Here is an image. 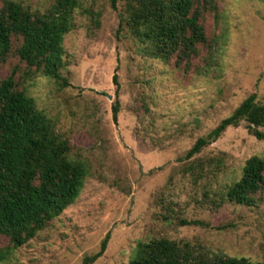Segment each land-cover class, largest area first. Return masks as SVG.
I'll use <instances>...</instances> for the list:
<instances>
[{
    "label": "rangeland",
    "instance_id": "obj_1",
    "mask_svg": "<svg viewBox=\"0 0 264 264\" xmlns=\"http://www.w3.org/2000/svg\"><path fill=\"white\" fill-rule=\"evenodd\" d=\"M17 1L41 12L53 0ZM215 2L216 17L203 11L199 18L206 44L177 65L174 57H152L129 31L123 1L111 8L108 0H78L62 39L65 85L14 53L0 64V78L14 70L16 88L32 97L86 170L74 201L0 264H81L106 233L90 264H125L137 242L156 237L264 263V207L225 197L247 157L264 159V139L240 119L185 156L248 94L264 105V0ZM18 42L12 38L11 47ZM0 246H9L6 237Z\"/></svg>",
    "mask_w": 264,
    "mask_h": 264
},
{
    "label": "trees",
    "instance_id": "obj_2",
    "mask_svg": "<svg viewBox=\"0 0 264 264\" xmlns=\"http://www.w3.org/2000/svg\"><path fill=\"white\" fill-rule=\"evenodd\" d=\"M125 6V23L132 35L148 43L152 57L174 65L197 55V46L206 44L199 18L203 11L216 17L215 0H108ZM78 0H53L43 11H30L17 0L0 1V64L10 53L17 55L31 71L50 77L61 85L62 39L73 27V11ZM19 40L15 48L11 39ZM14 70L0 78V236L9 246H0V262L10 248L32 238L48 221L71 204L85 177V166L69 156V143L54 130L51 120L34 106L32 97L16 88ZM117 86L115 73L111 76ZM118 104L111 105L112 117ZM240 119L256 139H264V105L248 94L204 136L197 137L185 152L189 157ZM228 201L244 206L264 207V159L251 155L238 178L226 188ZM182 224H200L180 220ZM108 233L94 253L81 264L93 262L105 248ZM125 264H264L242 256L207 255L188 242L165 237L135 244Z\"/></svg>",
    "mask_w": 264,
    "mask_h": 264
}]
</instances>
